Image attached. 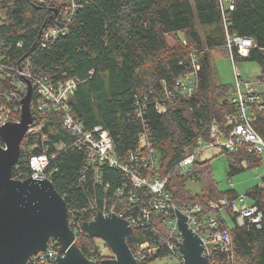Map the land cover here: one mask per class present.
Masks as SVG:
<instances>
[{
	"label": "trees",
	"instance_id": "trees-1",
	"mask_svg": "<svg viewBox=\"0 0 264 264\" xmlns=\"http://www.w3.org/2000/svg\"><path fill=\"white\" fill-rule=\"evenodd\" d=\"M228 1L234 9L224 12L222 0H81L68 18L65 0H0L1 61L7 68L28 69L54 85L74 79L77 88L66 106L85 129L99 126L109 132L114 156L123 164L129 163L132 154L139 159L147 155L142 135H149L161 177H168L165 189L174 202L179 206L201 203L204 213L215 214L220 229L232 236L231 252L212 247L211 264H264V220L261 229L248 222L241 226L226 209L235 221L230 228L221 212L204 204L221 196L237 198L238 194L218 191L210 160H197L201 152L195 155L189 173L181 166L197 149L200 138L209 139L214 121L227 131L232 127L227 115L238 112L235 83L215 84L212 77V51L225 48L228 34L254 39L247 56L234 52L237 62L258 63L261 75L257 80L264 81V0ZM54 25L65 26L68 33L43 45V30ZM195 66L197 89L188 96L179 91L177 82L185 80ZM9 68L0 79V105L20 120L29 81L33 122L42 126L23 139L14 178L31 177V158L47 153L49 164L44 173L65 198L70 221L82 224L98 212L123 210L130 175L108 163L88 164L87 151L77 146V138L64 124V110L40 109L37 85L11 70L14 76ZM258 93L261 100L251 107L254 126L264 137V91ZM223 153L230 156L231 175L245 170V162H261L259 156L244 149ZM139 169L142 175L150 173L144 167ZM189 180L201 182L200 193L187 188ZM126 183L129 187L122 196L117 192ZM258 203L264 210V192ZM157 216L162 224L171 217ZM76 236L81 251L97 264L113 257L103 253L97 237L85 231H76ZM127 241L130 248L136 242L159 248L156 255H148L139 264H158L171 255L165 230L155 222L136 228Z\"/></svg>",
	"mask_w": 264,
	"mask_h": 264
},
{
	"label": "built area",
	"instance_id": "built-area-1",
	"mask_svg": "<svg viewBox=\"0 0 264 264\" xmlns=\"http://www.w3.org/2000/svg\"><path fill=\"white\" fill-rule=\"evenodd\" d=\"M65 1L68 3L66 14L68 18H71L77 11L81 0ZM222 4L223 8H225L224 12L234 9L232 1L222 0ZM224 15H226V13ZM67 33L68 28L65 26H49L43 30V45H45L47 41L55 40ZM253 46V38L240 37L236 34L231 36L228 34L225 49L228 50L229 57L233 62L236 88L234 92V101L238 105V112L236 114L230 113L227 115L228 126H232L227 131L219 128L215 121L212 123L209 131V139L206 140L205 138H200L195 152L182 160L181 166L183 167L184 173H189L192 169L191 166L194 162L195 155L200 152L202 153L206 148L219 147L223 152H237L244 149L253 155L263 156L264 137L254 126L255 116L252 113L251 107V103L261 100V96L258 93L261 91L255 84L242 79L241 68L238 66L236 60L237 54L241 57H245L249 54V51ZM235 49L237 50V54L234 52ZM2 50L3 44L0 42V79L3 76L2 71L8 70L9 68L5 67L1 61ZM9 70H13L21 75V78L30 80L37 85L38 92L42 98L39 105L40 109L53 106L64 110V124L77 138V146L87 151L88 164L94 166V164L97 163H108L112 167H121L130 175L131 187L128 190V202L126 206L123 210L118 211L119 213L115 212L114 208L108 212L103 211L102 213H116L118 216L129 222L133 231L138 227L149 225L153 222L158 223V226L165 230L167 247L171 253L169 257L178 259L177 264H186L179 246L176 244L177 242L183 243L181 232L178 229L177 210L182 211L188 217L189 227L203 239V254L206 257L210 254L212 247H215L217 250L224 253L232 251V236L229 231L220 229V221L213 215V213H204L203 205L201 203L179 206L174 202L171 194L166 191L165 188L168 177H161V172L158 168L159 158L152 146L149 135L146 133L142 135L144 147L148 150L147 155L139 159L140 156L138 157L136 154H132L129 163L123 164L114 156L113 142L109 132L99 126L91 131L85 129L82 123L75 118L74 114H72L70 109L66 106L67 101L77 88V82L74 79H68L59 85H54L51 81H46L43 78L35 76L29 72L28 69L15 70L9 68ZM197 70L198 67L195 66L193 72L185 75V80H178L177 88L181 93L188 96L195 93L197 89V76L195 73ZM259 83L264 85V81H260ZM1 111H3V113L0 114V126L5 124V122H20L19 119L16 120L13 114H11V111ZM41 127L42 126L34 125L33 122L28 134L40 130ZM0 145L5 147V143L2 139ZM57 148H63V145H57ZM48 164L49 155L47 153L33 156L30 160V167L32 169L31 176L36 175L40 179L47 178L44 169ZM139 167H144V169L149 170L147 172L150 173L142 175ZM263 178L264 176H262V183L257 186V188L243 196L237 198L221 196L217 200L215 199L206 202L204 205L209 207L212 211L228 209L235 215L236 221L239 225L243 226L248 222L251 225L256 226L257 229H261L264 220V210L261 208L258 201L260 193L264 192ZM128 187L129 185L126 183L117 193L124 196ZM144 187L147 188V191L142 192V188ZM248 198L251 200V203L247 202ZM96 215L97 213L88 221L93 220ZM157 215L171 217L165 224H162L158 222L159 218ZM69 222L74 230L75 236L76 231H85L83 229V223L80 224L76 220H69ZM76 242L78 243L77 236ZM131 250L137 262L140 263L145 261L148 255H156L159 248H150L147 243L136 242ZM64 254L65 252L61 243L57 239L51 238L47 249L32 255L27 264H58L56 258L58 256H63Z\"/></svg>",
	"mask_w": 264,
	"mask_h": 264
},
{
	"label": "water",
	"instance_id": "water-1",
	"mask_svg": "<svg viewBox=\"0 0 264 264\" xmlns=\"http://www.w3.org/2000/svg\"><path fill=\"white\" fill-rule=\"evenodd\" d=\"M28 85L21 101L20 122L0 126V138L5 143V147L0 145V264H27L32 255L47 249L51 238L57 239L65 252L56 258L58 264H97L79 248L67 202L53 182L36 175L23 180L13 176L22 141L33 123V87L29 81ZM177 217L183 243L176 244L185 263L211 264L203 254L204 241L189 227L188 217L178 210ZM83 229L103 239L113 251V257L103 259V264H139L127 241L134 231L126 219L114 212H98L93 220L83 222Z\"/></svg>",
	"mask_w": 264,
	"mask_h": 264
},
{
	"label": "rangeland",
	"instance_id": "rangeland-1",
	"mask_svg": "<svg viewBox=\"0 0 264 264\" xmlns=\"http://www.w3.org/2000/svg\"><path fill=\"white\" fill-rule=\"evenodd\" d=\"M1 14H3V12H1ZM212 64L214 66L212 77H213V82L215 84L222 83L226 85H231L235 83L233 62L230 57L228 56L220 57L216 61L213 60ZM237 64L241 68L242 79L255 84L260 91H264V85L259 83L260 81L257 80V78L261 75L260 65L254 61L243 60V59L239 60ZM230 94H233L232 90H230ZM1 110H4L5 112H9V109L5 110L0 105V114L3 113V111ZM259 157L261 158V162L257 164H251V162H245L244 164L245 170L235 175H231L229 173L230 156L227 153H223L221 148L219 147L206 148L205 150L202 151V153L198 154L197 160L200 161L210 160L213 178L217 184V189L220 193L228 195L227 194L228 191H234L238 194V197H240L257 188V186H259L263 181L262 176H264V153L263 156H259ZM158 168H161L160 164L158 165ZM187 188L191 190L194 194H198L201 191L202 185L200 181L189 180L187 182ZM247 202L251 203V200L248 198ZM217 211L221 212L222 216L226 218L230 228L234 227L235 221L226 209L217 210ZM213 215L215 216V214ZM97 241L100 244L104 254L114 255L103 239L98 238ZM157 263L177 264L178 259L165 257L163 259L158 260Z\"/></svg>",
	"mask_w": 264,
	"mask_h": 264
},
{
	"label": "crops",
	"instance_id": "crops-1",
	"mask_svg": "<svg viewBox=\"0 0 264 264\" xmlns=\"http://www.w3.org/2000/svg\"><path fill=\"white\" fill-rule=\"evenodd\" d=\"M212 53H213V55H214V57H213V60H217L218 58H220V57H225V56H228L229 57V52H228V50L227 49H217V50H214V51H212Z\"/></svg>",
	"mask_w": 264,
	"mask_h": 264
}]
</instances>
